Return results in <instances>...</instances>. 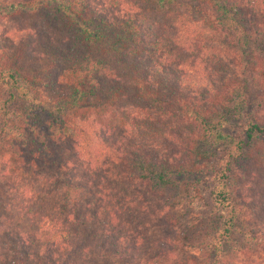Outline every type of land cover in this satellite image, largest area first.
Masks as SVG:
<instances>
[{
  "label": "trees",
  "instance_id": "16d2710c",
  "mask_svg": "<svg viewBox=\"0 0 264 264\" xmlns=\"http://www.w3.org/2000/svg\"><path fill=\"white\" fill-rule=\"evenodd\" d=\"M17 170L49 183L0 196V264H264V185L241 190L264 176V0H0L1 178ZM202 196L218 233L169 260Z\"/></svg>",
  "mask_w": 264,
  "mask_h": 264
},
{
  "label": "rangeland",
  "instance_id": "374dc122",
  "mask_svg": "<svg viewBox=\"0 0 264 264\" xmlns=\"http://www.w3.org/2000/svg\"><path fill=\"white\" fill-rule=\"evenodd\" d=\"M38 30L43 34L44 36L50 35L51 33L53 34L54 31L56 32L53 34L54 36L57 35V26L55 23L51 21H47L44 19H41L38 21ZM262 177H261V176ZM15 176H18L17 179H15ZM24 176V173L21 170L15 171L9 178H1L0 174V196H4L5 194H9L10 198L12 199L13 202H16L17 204H21L22 200L27 199L28 197H31L32 199L36 200L37 198L41 199L45 196V193L43 192L44 188L47 186L49 182L44 181L41 178L33 177L36 182L32 185V188L34 187L36 190V195L30 194L28 190H26L23 186V180H29V176L26 178H22ZM254 179H257L259 181L253 182ZM10 183L14 190L9 186L6 185V183ZM245 188H241L242 195H249L250 198H253V194L258 195L259 192L263 189L262 186L264 185V176L262 173H258L257 176L252 177V180L247 178V180H244ZM25 192H22V191ZM24 193V194H23ZM199 203V205L202 202L203 196L201 198H196ZM194 203V204H197ZM203 203V202H202ZM157 209L159 208H164L161 207L162 205L159 204V202H156ZM194 206L193 209H190L191 211L189 215H187V220L179 223V225L175 229V234H174V244H173V254L170 255L169 260H181L187 256H192L193 252L196 254H199L200 250L202 249L203 245L208 242L213 235L218 233V219H217V214L213 213V211H209L208 203L205 202L203 203L204 206ZM246 208V207H245ZM250 208V207H249ZM156 209V212H157ZM248 210V208H246ZM253 209H259V207L253 208ZM252 209V210H253ZM252 210L250 211V217L253 219L252 215ZM13 211V209H12ZM22 221L19 222L21 225H26L25 217H22ZM249 218V219H250ZM258 222V221H257ZM156 224H159L157 220H152L151 223L149 224V227L146 230H151L153 232L157 231L160 229ZM251 224H254V221L251 220ZM249 224L246 222L242 223L241 229H245L250 227ZM29 228H32L31 225H29ZM234 239H238V236H234ZM145 243L146 241H143L142 245L139 246L140 251L144 250L145 248ZM169 250V249H168ZM142 252V251H141ZM136 254V253H134ZM192 254V255H191ZM142 259V258H141ZM140 260V259H138ZM153 262H158L160 259L157 257H154L151 259ZM137 261V260H136ZM162 262L166 263V260H162ZM157 263V264H158ZM232 264H240L237 262H233Z\"/></svg>",
  "mask_w": 264,
  "mask_h": 264
}]
</instances>
